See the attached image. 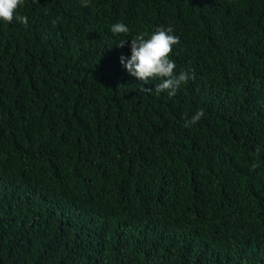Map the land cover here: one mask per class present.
Listing matches in <instances>:
<instances>
[{"label":"trees","instance_id":"1","mask_svg":"<svg viewBox=\"0 0 264 264\" xmlns=\"http://www.w3.org/2000/svg\"><path fill=\"white\" fill-rule=\"evenodd\" d=\"M16 15L28 25L0 21V264H264V0ZM157 27L195 77L171 97L119 61Z\"/></svg>","mask_w":264,"mask_h":264},{"label":"clouds","instance_id":"2","mask_svg":"<svg viewBox=\"0 0 264 264\" xmlns=\"http://www.w3.org/2000/svg\"><path fill=\"white\" fill-rule=\"evenodd\" d=\"M23 0H0V21L11 23L16 20L25 26L28 25V17L25 15H16L18 6ZM83 6L88 5V0H81ZM113 34H127L129 28L123 23H116L112 26ZM173 29L157 27L151 34L141 33L130 39V57L121 55L119 61L129 75L148 84L150 80H159L155 84L154 90L157 93L167 92L168 96H174L180 85L194 79V74L186 71L176 73V63L169 58L173 51V46L179 43V38L172 35ZM147 35V38H146ZM125 39L117 47H123ZM142 92L151 93L152 88L141 87ZM204 116L203 110L196 112L191 119L186 120L184 126L190 127L198 122Z\"/></svg>","mask_w":264,"mask_h":264}]
</instances>
